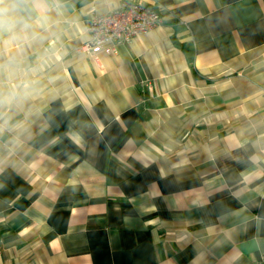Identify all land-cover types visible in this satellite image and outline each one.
<instances>
[{
    "label": "crops",
    "instance_id": "0c3cea01",
    "mask_svg": "<svg viewBox=\"0 0 264 264\" xmlns=\"http://www.w3.org/2000/svg\"><path fill=\"white\" fill-rule=\"evenodd\" d=\"M122 1L162 23L80 51L88 17ZM40 6L27 56L47 62L0 111V264L263 259L264 0Z\"/></svg>",
    "mask_w": 264,
    "mask_h": 264
},
{
    "label": "clouds",
    "instance_id": "9594fccd",
    "mask_svg": "<svg viewBox=\"0 0 264 264\" xmlns=\"http://www.w3.org/2000/svg\"><path fill=\"white\" fill-rule=\"evenodd\" d=\"M45 11L40 0H0V39L7 53L0 52V111L26 101L36 90L47 52L30 61L27 49L46 38L37 31L47 27ZM34 12L39 13L35 19Z\"/></svg>",
    "mask_w": 264,
    "mask_h": 264
},
{
    "label": "built area",
    "instance_id": "2783aa9c",
    "mask_svg": "<svg viewBox=\"0 0 264 264\" xmlns=\"http://www.w3.org/2000/svg\"><path fill=\"white\" fill-rule=\"evenodd\" d=\"M162 23L159 11L137 1H122L114 10L92 13L87 19L90 41L80 51L114 50L115 45L130 41ZM256 264H264V258Z\"/></svg>",
    "mask_w": 264,
    "mask_h": 264
}]
</instances>
